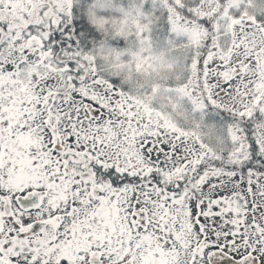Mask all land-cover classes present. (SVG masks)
Masks as SVG:
<instances>
[{"label": "snow or ice", "instance_id": "snow-or-ice-1", "mask_svg": "<svg viewBox=\"0 0 264 264\" xmlns=\"http://www.w3.org/2000/svg\"><path fill=\"white\" fill-rule=\"evenodd\" d=\"M0 264H264V0H0Z\"/></svg>", "mask_w": 264, "mask_h": 264}]
</instances>
